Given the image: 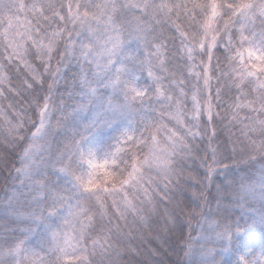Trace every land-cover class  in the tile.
Wrapping results in <instances>:
<instances>
[{
    "label": "clouds",
    "instance_id": "9594fccd",
    "mask_svg": "<svg viewBox=\"0 0 264 264\" xmlns=\"http://www.w3.org/2000/svg\"><path fill=\"white\" fill-rule=\"evenodd\" d=\"M100 3L0 29V264H264V0Z\"/></svg>",
    "mask_w": 264,
    "mask_h": 264
},
{
    "label": "snow or ice",
    "instance_id": "6c2138e0",
    "mask_svg": "<svg viewBox=\"0 0 264 264\" xmlns=\"http://www.w3.org/2000/svg\"><path fill=\"white\" fill-rule=\"evenodd\" d=\"M129 3L133 6H139L142 4L141 10H146L149 7H153L154 11L158 10L161 14L167 15L171 10L167 0H160L158 5H153L152 0H129ZM5 4L9 5V8H5ZM98 13L94 16V19L98 23L105 25H111L113 17L119 11V6L116 0H102V3L97 5ZM241 9L247 7L246 4L241 3ZM212 15H216V5H211ZM44 12L43 0H0V29L4 32L13 31L16 36L22 37L27 41H30L34 47L38 50L48 49L50 50L53 43V38L49 37L47 40L44 38L36 39L32 34V18ZM67 16L72 19L73 23L85 24L88 22V12L80 13L78 8L76 12H73L71 4L67 7ZM63 20L65 17L60 15ZM137 19L138 18H134ZM7 25L5 28L4 25ZM139 31H144V27L137 24ZM58 35V33H57ZM113 47H117L120 43L119 37H112ZM20 46H23V39ZM111 50H109V53ZM250 56H255V53L249 52ZM259 59V57H257ZM259 67V66H254ZM251 74V73H250ZM264 86V85H262ZM163 162V161H162ZM89 185H85L88 188ZM70 260V257H66Z\"/></svg>",
    "mask_w": 264,
    "mask_h": 264
}]
</instances>
